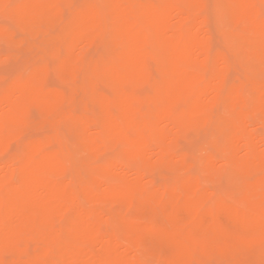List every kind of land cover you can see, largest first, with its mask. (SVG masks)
I'll list each match as a JSON object with an SVG mask.
<instances>
[{
	"label": "bare ground",
	"instance_id": "6f19581e",
	"mask_svg": "<svg viewBox=\"0 0 264 264\" xmlns=\"http://www.w3.org/2000/svg\"><path fill=\"white\" fill-rule=\"evenodd\" d=\"M263 10L0 0V264H264Z\"/></svg>",
	"mask_w": 264,
	"mask_h": 264
},
{
	"label": "rangeland",
	"instance_id": "374dc122",
	"mask_svg": "<svg viewBox=\"0 0 264 264\" xmlns=\"http://www.w3.org/2000/svg\"><path fill=\"white\" fill-rule=\"evenodd\" d=\"M263 12H264V10H263ZM264 14V13H263ZM7 23H10L9 21H7ZM11 24V23H10ZM214 25L215 24H212L211 25V32H212V34L214 35H216L217 34V32H218V30H217V27H214ZM216 26V25H215ZM18 32H19V30H18ZM215 32V33H214ZM19 34H21L20 32H19ZM215 35H214V37H215ZM218 35H220L219 34V32H218ZM220 37H221V35L219 36V37H217V35H216V37L214 38V40H215V42L217 43V39H218V41L220 42L219 44H218V46H217V44L216 43H214L215 45V47H214V49H217V48H222V50L223 51H228V45H226V43L224 42V41H222L226 46H222V42L220 41ZM219 45L221 46V47H219ZM9 48V47H8ZM8 48L6 47V45H5V47H4V43H0V54H1V56H2V54L5 52V51H7L8 50ZM225 51V52H226ZM3 52V53H2ZM18 60H20L21 61V59H18ZM18 60H17V62H18ZM6 61V62H5ZM5 61H0V68L1 69H3V67H4V70H6L5 72L3 71V70H1L0 69V74H3V79L4 80H2L3 81V83H4V81H5V83H7L8 82V78H10L11 76H9L8 75V73H10V74H13L16 70H18L19 68H17L18 67V65H19V63L21 64L19 67L20 68H23V67H25V65H26V61H24V59H22V61L23 62H18V64H17V62L15 61L14 62V60H5ZM26 62V63H25ZM2 63H3V67H2ZM23 63V64H22ZM25 63V64H24ZM5 64V65H4ZM22 66V67H21ZM3 71V72H2ZM13 71V72H12ZM233 75V74H232ZM231 75V80L232 79H234V77L235 76H232ZM7 76H9V77H7ZM52 77L50 78V80L52 79V82H55V85L57 84L58 85V87H61L62 88V90L63 91H65V92H67L68 93V91L70 90L69 88H68V90H66L67 89V86H69L68 84H66L65 86L66 87H64V84L63 85H61L63 82L64 83H68L67 81H65L64 79H62V78H60V77H58V76H54V74H52L51 75ZM54 78V79H53ZM7 79V80H6ZM61 79H62V81H61ZM51 84H52V82L51 81H49ZM49 83V86L51 85ZM61 83V84H60ZM54 84V83H53ZM51 85L50 87H54V88H58L57 86H55V85ZM61 85V86H60ZM61 88H58V89H61ZM64 88V89H63ZM66 88V89H65ZM69 93H70V91H69ZM49 129H53V128H50V127H46V129L43 131V130H36V131H34L35 133H37V131L39 132L38 133V135H41V134H43V133H45V134H47L48 133V130ZM259 131H264V128L263 127H261V128H259ZM35 133H34V135H35ZM45 134H43L42 136L44 137L45 136ZM37 134H36V137H40V136H38ZM179 142H178V147H179V149H185L188 153H189V155H191L190 153H198L208 142H207V139L204 137V136H202V137H197V138H195V137H192V138H180L179 140H178ZM201 147V148H200ZM200 149V150H199ZM18 150V149H17ZM183 150H181V152H184ZM185 151V152H186ZM196 151H198V152H196ZM192 169H197V166L196 167H193ZM127 175H129V176H131V172H127ZM167 176V175H166ZM166 176L165 175H163V174H158V173H152L149 177L152 179V180H155V181H157V183H160V182H164L167 178H166ZM257 208H258V210H259V212H261L263 215H264V202L263 201H260V202H258L257 203ZM213 261V260H212ZM212 261H209V263L208 262H205V264H222V262L225 264V262L224 261H222V260H214V262H212ZM202 264H204V263H202Z\"/></svg>",
	"mask_w": 264,
	"mask_h": 264
}]
</instances>
